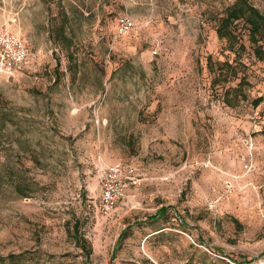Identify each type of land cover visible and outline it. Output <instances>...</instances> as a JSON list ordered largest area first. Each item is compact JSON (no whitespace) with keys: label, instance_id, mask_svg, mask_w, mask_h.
<instances>
[{"label":"rangeland","instance_id":"1","mask_svg":"<svg viewBox=\"0 0 264 264\" xmlns=\"http://www.w3.org/2000/svg\"><path fill=\"white\" fill-rule=\"evenodd\" d=\"M234 2L0 0L30 53L0 76V264H264V37L217 36Z\"/></svg>","mask_w":264,"mask_h":264},{"label":"built area","instance_id":"2","mask_svg":"<svg viewBox=\"0 0 264 264\" xmlns=\"http://www.w3.org/2000/svg\"><path fill=\"white\" fill-rule=\"evenodd\" d=\"M135 27V21L127 15H121L116 20V29L119 34H126ZM29 55V47L25 40L6 29L0 30V76L6 79L14 76ZM126 179L130 181L125 182ZM134 182L133 177L126 175L123 171L120 163L105 166L100 171L99 177L98 206L100 211L104 214L110 213L118 200L124 196L126 183Z\"/></svg>","mask_w":264,"mask_h":264},{"label":"trees","instance_id":"3","mask_svg":"<svg viewBox=\"0 0 264 264\" xmlns=\"http://www.w3.org/2000/svg\"><path fill=\"white\" fill-rule=\"evenodd\" d=\"M242 18L243 22L248 25L249 33L251 37L259 35L264 37V16L261 14L256 7L247 3V0H235L234 4L229 7L227 14L224 16L222 21H219V25L216 29L217 36L223 38H235V31L230 29V23ZM256 53L260 56L262 51L256 48ZM167 210V206L160 207L154 214L147 217L148 220H155L162 216ZM79 221L75 220L73 223V229L77 230ZM77 243L81 246L83 251L87 254L88 248L86 247L87 242L85 240H77Z\"/></svg>","mask_w":264,"mask_h":264}]
</instances>
